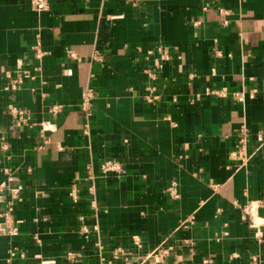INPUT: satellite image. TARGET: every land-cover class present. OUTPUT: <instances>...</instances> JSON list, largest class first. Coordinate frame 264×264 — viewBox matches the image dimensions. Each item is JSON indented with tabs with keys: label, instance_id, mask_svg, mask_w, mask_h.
Segmentation results:
<instances>
[{
	"label": "crops",
	"instance_id": "crops-1",
	"mask_svg": "<svg viewBox=\"0 0 264 264\" xmlns=\"http://www.w3.org/2000/svg\"><path fill=\"white\" fill-rule=\"evenodd\" d=\"M48 2L0 0V264H264L240 207L264 198V0ZM16 69L36 79L7 92Z\"/></svg>",
	"mask_w": 264,
	"mask_h": 264
},
{
	"label": "built area",
	"instance_id": "built-area-1",
	"mask_svg": "<svg viewBox=\"0 0 264 264\" xmlns=\"http://www.w3.org/2000/svg\"><path fill=\"white\" fill-rule=\"evenodd\" d=\"M31 3L32 8L34 9V11L36 13H42L45 12V10L49 9V2L48 0H27ZM209 7L206 6L203 10H208ZM227 21L224 22V25H227ZM196 25H200V22H197ZM46 56V53L43 50V43L41 41V39H38V41L36 42V44L33 46V54H32V58H34L37 62H38V66L34 69L35 73H39L41 71V66L40 64L42 63V61L44 60V57ZM71 58H76L75 55L70 54L69 55ZM9 80L5 85V91L9 92V91H17L19 90L28 80H34L36 79L35 75H33L31 72L29 71H25L22 69H16L14 72L10 73L9 75ZM207 94L213 97H222L225 98L227 97V91H225L224 89L222 90H216V91H212V90H207ZM84 97H83V101H82V109L84 113H87L88 116L91 115V103L92 101L95 99L96 94L94 92V89L92 87H88L85 91H84ZM158 98L156 96H150L148 98V101L150 103H153L154 101H156ZM238 99L240 101H242V97H238ZM61 111V107L60 106H54L51 109V112L54 114H58ZM9 114L15 116L17 118V120H21V118L24 116V111H21L19 109H17L14 106H9L8 109ZM44 130H48L50 129L49 126L48 127H44ZM248 134L245 131H242L240 134V139L237 143L236 146V151L231 153L230 158L233 162H235V164H238L241 162V164H247L250 162V160L252 159L253 155H251L249 153V140H248ZM186 149H188L187 147H184ZM184 155L181 156V158ZM90 171V175H89V179L91 182V186H90V192L94 191V182L96 180L99 179L98 176L94 175L92 173V170L90 168H88ZM99 170L101 171V177L105 178L107 176L110 175H118L121 176L124 174L125 169H124V165L123 163H121L118 160L115 159H107L105 160V162L100 165ZM167 191L169 192V195L171 196V198L175 201H178L180 199V194H179V186L177 182H172L169 186V188L167 189ZM70 197L72 198L73 202L77 203L80 199V193L79 190L77 189V187L75 185L72 186V190L70 192ZM92 205L94 206V202L92 203ZM242 213H243V218L244 220H246L247 222H249V226L252 230V238L253 240L256 242L257 246H261L264 245V219L262 218V216H260L259 214V210L264 207V198L260 199V200H256L254 202H249L246 203L243 206H240ZM16 233V232H15ZM37 239V238H36ZM132 241L134 246L137 249H141L143 247L142 244V239L140 236L138 235H133L132 236ZM100 247V246H99ZM103 247H100V250H102ZM163 250L160 251V253L162 254ZM168 250H165L163 252L162 255L167 254ZM157 253H153L152 257H158L156 256ZM71 255V253H70ZM69 255V257H70ZM124 252L120 249L119 251H117V254L115 256H113L110 261H108V264H113L112 262H114V260L118 259V256H123ZM162 255H160L159 257H162ZM250 263L249 264H263L260 255H251L250 257Z\"/></svg>",
	"mask_w": 264,
	"mask_h": 264
}]
</instances>
